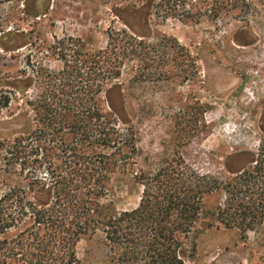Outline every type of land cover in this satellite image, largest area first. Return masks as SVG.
Wrapping results in <instances>:
<instances>
[{
	"label": "rangeland",
	"instance_id": "obj_1",
	"mask_svg": "<svg viewBox=\"0 0 264 264\" xmlns=\"http://www.w3.org/2000/svg\"><path fill=\"white\" fill-rule=\"evenodd\" d=\"M112 33L134 49L120 60V88L107 90L118 129H130L137 151L120 144L129 166L117 162L102 205L136 210L144 187L134 173L185 162L216 192L203 197L195 228L182 239L183 264H264V218L250 216L241 236L223 213L241 173L255 178L243 186L244 204L264 205V0H0V214L7 227L0 241L30 224L19 218L22 208L49 200L39 183L50 184L47 170L59 159L52 132L35 133L34 109L47 96L45 70L61 72L82 48L106 50ZM63 45L65 59L54 54ZM102 237L78 241V264H111Z\"/></svg>",
	"mask_w": 264,
	"mask_h": 264
},
{
	"label": "trees",
	"instance_id": "obj_2",
	"mask_svg": "<svg viewBox=\"0 0 264 264\" xmlns=\"http://www.w3.org/2000/svg\"><path fill=\"white\" fill-rule=\"evenodd\" d=\"M116 42L112 33L106 50L82 48L80 59L65 61L61 72L45 70L47 96L34 103L42 130L35 133L52 132L51 150L59 162L56 168L51 162L47 170L50 184L39 183L44 184L41 190L48 194V202L32 204L31 212L22 208L19 218L28 217L25 221L30 224L16 236L0 241V264L11 259L22 264H78L76 244L82 237L95 238L99 231L104 234L101 242L109 251L111 264H183L182 239L194 230L203 197L216 192L207 178L190 171L185 162H175L153 175L134 173L137 184L144 187L136 210L113 212L101 203L110 191L117 162L129 166V160L120 159V144L132 154L137 151L130 129L126 134L118 129L119 117L107 90L109 85L120 88L115 83L122 76L124 63L120 60L134 55L131 44L123 47L119 39ZM144 44L139 43L141 47ZM67 51L63 45L55 47L54 54L65 59ZM123 123L130 127L129 122ZM20 141L16 142L18 155L23 150ZM114 149L117 152H108ZM253 178L237 174L235 193L226 192L229 196L223 213L231 218L225 219L226 226L237 228L241 236L250 216L264 218V205L244 204L243 196L249 195V190L245 187L243 191V186ZM260 196L264 203V193ZM1 215L0 231L7 228Z\"/></svg>",
	"mask_w": 264,
	"mask_h": 264
},
{
	"label": "flooded vegetation",
	"instance_id": "obj_3",
	"mask_svg": "<svg viewBox=\"0 0 264 264\" xmlns=\"http://www.w3.org/2000/svg\"><path fill=\"white\" fill-rule=\"evenodd\" d=\"M260 125H261V127L264 128V121L263 120H261Z\"/></svg>",
	"mask_w": 264,
	"mask_h": 264
}]
</instances>
